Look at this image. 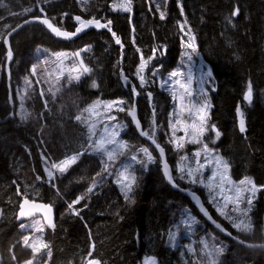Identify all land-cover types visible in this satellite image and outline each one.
I'll list each match as a JSON object with an SVG mask.
<instances>
[{
  "label": "trees",
  "instance_id": "16d2710c",
  "mask_svg": "<svg viewBox=\"0 0 264 264\" xmlns=\"http://www.w3.org/2000/svg\"><path fill=\"white\" fill-rule=\"evenodd\" d=\"M120 3L0 0V264H23L33 258L22 240L34 231L17 223L22 198L51 205L55 212V227H43L38 233L49 249L36 253L33 264H86L91 258L101 264H142L145 257L155 258L157 264H210V259L216 264H264V249L246 248L222 237L200 218L188 198L167 185L158 157L128 119V109L135 104L143 131L154 132L164 149L174 182L197 194L231 237L239 236L217 215L196 182L178 176L176 167L183 153L172 151L168 125L174 102L159 81L182 67L187 30L195 37L196 53L212 72L208 126L220 132L215 149L229 163L234 182L248 177L264 186V0H132L131 12L120 10ZM158 7L165 12L164 19ZM237 7L239 15L231 17ZM39 10L54 26L70 33L79 26L77 16L111 20L112 32L121 43L116 45L112 33L94 30L74 41H59L42 25L30 24L9 38L13 55L7 73L5 35L40 17ZM161 48L164 55L153 53ZM77 52L91 69L78 81L69 79L77 75L73 73L57 76L49 62L42 66L56 53H65L64 63L72 64ZM150 56L154 58L148 61ZM142 57L148 61L143 73L147 82L140 87L137 69ZM155 70L158 74L152 76ZM120 71L135 86L136 98L130 86L123 87ZM249 83L250 103L244 99ZM147 93L152 96L150 103ZM120 99L126 101L125 111L116 116L125 127L122 138L127 150L148 147L153 156L146 171L136 168L128 194L132 203L119 192L113 167L109 175L108 167L105 171L100 159L87 153L90 141L84 109L95 101ZM238 108L244 114V133L239 130ZM77 115L81 121L75 119ZM184 149L187 152L188 145ZM78 152L83 155L66 172H54L55 178L49 179L46 168ZM80 196L85 198L74 204ZM190 218L196 221L191 228L186 224ZM262 224L261 219L253 221V236H239L240 240L264 245ZM221 247L219 256L205 255Z\"/></svg>",
  "mask_w": 264,
  "mask_h": 264
},
{
  "label": "rangeland",
  "instance_id": "374dc122",
  "mask_svg": "<svg viewBox=\"0 0 264 264\" xmlns=\"http://www.w3.org/2000/svg\"><path fill=\"white\" fill-rule=\"evenodd\" d=\"M185 36H186L185 43L186 44L190 43L191 42L189 40L190 35L187 30H185ZM187 49L188 50L186 53L191 55V59H189V56L185 54V59H184L182 67L178 68L175 71H172V72H179L181 73V75L177 77H172L171 79H170V75H167L166 77H164L163 79H160L159 81L160 86L162 85V87H164L171 94V97L174 102V107L172 109L171 114L169 115L168 125H169V136H170L169 142L171 144L172 151L178 152L179 155H180V152L181 154L183 153L182 157L180 158L181 161L178 162V166L176 167L178 171L177 174L182 179L184 176H186L188 178L187 180L190 181L191 178L187 175L188 170L190 168L196 169L198 167L196 164L197 160H199L201 164H204L203 168H200L198 171L193 172V176L196 177V180H197L196 183L204 190L208 202L212 205L217 215L222 220L226 221L229 224V227L236 234H240L239 236H246V237L253 236L254 227H252L251 232H248V233L239 232L235 228L232 227L228 219H225V217L221 216L219 212L217 211V204L223 205L224 203L221 196L215 195L217 192L220 191L219 184L221 180V174H223L224 170L223 168H220L219 170H217L216 164H215V157L219 156L224 161H227V160L224 159L218 153L217 149H215V145L218 139L220 138V136L217 137L215 131H212V127L208 126V118L210 117V108H211L210 91H212V86L210 84L209 77L207 75L209 69L205 66V63L202 61V59L199 57V55L196 52H192L190 48H187ZM63 60H64V56L57 57L54 54L52 58L49 57L48 60L46 61L44 59L42 61V66H44L45 62H49L48 67L49 68L52 67L53 72L57 76H59L62 73L80 74V76L84 74L82 71V67H81L80 56L78 57L76 56L75 61L72 64H66L64 63ZM73 67H75L76 69H79V73L76 71H73ZM177 80L180 81L179 84L175 83ZM181 85H186V87H181ZM23 97H24L23 94H20L19 96L20 101L22 100ZM105 102L107 101H100V104L98 105L96 109V112L98 113V115H92V114L87 113L88 127L90 124L95 123V133L96 134L92 137V140L88 139L90 141V144H93V145H95L96 141H98L101 137H104L106 135L105 133L106 127L109 130L118 127L119 134L116 137V139L118 141L124 142L122 138V133L124 132L125 127H124V124H120L117 121V116H116L117 112H122V111H118L117 109L123 106L113 105L111 109H108L105 106ZM205 103L210 105V107L206 109L207 117L203 123V127L206 130L201 135L198 131V129L201 127L200 113L198 112V109L201 105ZM108 116H115L116 119L115 120L107 119ZM88 127H87V131H88ZM206 137H209V138H206ZM194 140H198L199 142L198 143L193 142ZM205 144H207L208 149H209V151L207 152L203 150ZM185 145H188L189 147L187 152H184ZM105 147L108 150H112L116 148L117 145L105 144ZM142 148L144 147H141L140 149H136L135 151H131V150L129 151L127 150V148L120 149L118 152L115 153L113 160L111 161L107 159V154L104 151H95L94 148L89 147L87 150V153L93 154L97 158H99L101 163L104 166L107 164V167L110 171L109 175H112V169L110 167H113V170H114L113 173H115V176L113 177L114 182L119 192L123 196H125L124 185L128 181L123 180L121 174L123 173L124 175L128 177H132V176H135L136 168L144 170V171H146L149 168L150 163L147 161V157L145 156L144 152L141 151ZM145 148L150 150L148 147H145ZM197 151L200 152L199 157H195L194 155ZM133 156L136 157L135 160L132 159ZM205 157H207V159H205ZM112 163L114 164L112 165ZM181 168H183L184 171H181ZM50 170L53 173L59 172L58 170L54 168ZM214 171L217 172V175L215 176V178L212 177V174ZM226 175L232 181V183L229 184L228 179H225L223 181V186L226 189L223 195H234V189L236 188L245 189L249 187L248 185H240L239 182H234L230 178V165H229ZM210 180L213 185V189L211 192L209 188L205 186L206 184L209 183ZM229 188L233 189V191L232 192L227 191V189ZM241 195L246 196L248 195V193L242 192ZM213 196H215L216 203L213 202V199H212ZM231 207L232 205H229V208L226 209L225 211L229 212ZM241 207H244L243 202L241 204ZM230 214L233 216L237 215V213H230ZM249 215L251 216L252 221H257L259 219L262 220L263 224H262V230L260 232V235H261V239L264 240V188H262L260 191H257L255 193L252 211L251 213H249ZM35 223H37V225ZM23 225L26 226L23 229H31L32 231H34V228L32 227L33 225L44 227L40 219L31 220L29 222L24 223ZM32 236L39 237L38 233L35 231ZM239 236H237L236 238L234 237V239H231V240L233 241L237 240L235 242L240 245ZM240 241H243V240H240ZM242 244L243 245L247 244L248 246L251 245L244 241L243 243H241V245ZM24 248H27V247H24ZM27 249H30V248H27ZM211 250L213 249L211 248L210 251L207 253H210ZM151 259L153 258L152 257L143 258L142 264H146V262H148Z\"/></svg>",
  "mask_w": 264,
  "mask_h": 264
},
{
  "label": "snow or ice",
  "instance_id": "6c2138e0",
  "mask_svg": "<svg viewBox=\"0 0 264 264\" xmlns=\"http://www.w3.org/2000/svg\"><path fill=\"white\" fill-rule=\"evenodd\" d=\"M120 10L125 11V12H131L132 10V0H121V3L119 5ZM32 9H25V12L31 11ZM43 11V10H41ZM157 11L160 12V19H164L165 18V12L160 10L159 7L157 8ZM239 8H235L232 13L230 14L231 17H235L239 15ZM39 20L40 23L44 24L47 26L48 29H50L56 36L58 37H64V38H70L71 36L83 31L85 28L89 27V26H93L95 25V27L97 28H108V31L112 32V29L109 27V25L111 24V20L106 21L105 23H101V21L99 19L96 18H92L89 20H82L81 17L77 16L75 19L78 21L79 26L76 28L75 33H70L67 31H63L60 27H56L53 25V23L47 18L45 17L44 19H39L38 17L34 18ZM30 21H26L25 23H28ZM229 22H231V19H229ZM23 25H20V27H22ZM7 27H11L10 25H6ZM181 29L183 30V25H181ZM17 31L16 28H12V30L10 32H7V34L4 37V43L7 44L8 43V36L12 35V32ZM190 31V30H189ZM112 35L114 37H116V33L112 32ZM189 40L191 41L190 43H187L185 46L187 48H190L192 50V52H196V46H195V37L191 36L189 37ZM116 43L120 44L121 41L120 39L117 37L116 38ZM159 51L161 55H164V50L161 49H153V53ZM186 55L189 56V59H191V55L188 53H185ZM12 51L11 48L9 47V50L7 52V59L9 61L12 60ZM57 57L60 56H64L66 55L65 53H56L55 54ZM74 55L79 56L80 53L77 52ZM154 57H149L148 61H150L151 59H153ZM148 61H145L142 57V62L141 64L138 66L137 69V76L140 80V87H143L146 84V78L143 75V73L145 72L146 68H147V64ZM81 67H82V71L83 73H89L91 71V69H89L87 66L83 65V62L81 61ZM73 71H76L79 73V69H76L75 67H73ZM36 69L33 68L32 69V73L35 74ZM158 74V70L152 71L151 75L152 76H156ZM181 73L179 72H172L170 74V79L172 77H177L180 76ZM208 77L210 78L212 76V72L211 70L208 71L207 73ZM69 79H75V80H79L80 79V74L75 75L74 77H69ZM175 83L179 84L180 81H176ZM93 87H96L95 81H93ZM181 87H186V85H181ZM132 91L134 94H139L136 91L135 86L132 88ZM41 96H43V92L40 93ZM252 95H253V90H252V85L251 83L248 84L247 86V91L244 95V99L246 101H248L249 103L252 100ZM149 96V100H151V93L148 94ZM126 101L123 99L120 100H113V101H107L105 102V106L108 109H111L113 107V105H125ZM100 104V101L95 102L94 104L90 105L89 107L84 109V112H87L89 114L92 115H98V113L96 112V109L98 107V105ZM210 107V105H208L207 103L201 105L198 109V112L200 113V120H201V127L198 129L199 133L202 135L203 132L206 130L203 127V123L206 120L207 114H206V109ZM118 111H125L124 107H119L117 109ZM128 114L130 116H132L133 120H136V115H135V106L133 105L132 107H130L128 109ZM237 114L240 117L239 119V130L241 133H244L246 131V126H245V120H244V114L243 112H241V110L238 108L237 109ZM75 119L77 121H81L82 117L80 115H77L75 117ZM107 119L110 120H115L116 117L115 116H108ZM155 120V109L153 110V121ZM178 122V121H177ZM137 127H139V121H137ZM212 131H215L216 136L219 137L220 136V132L218 130H216L215 126H212ZM105 133L106 135L104 137H101L98 141H96L95 145L93 144H89L90 148H94L95 151H104L107 154V159L109 161L113 160V157L115 155L116 152H118L120 149H125L127 148V144L126 142L123 141H118L116 139V137L119 134V128H113L111 130H109L107 127L105 128ZM95 123H92L89 125L88 127V139L92 140V137L95 135ZM141 135L147 136L149 138L152 139V142L154 144H156V147L159 149L161 157H163L164 154V149L156 142L155 138H154V132H145V131H141ZM193 142H199L198 140H194ZM105 144H115L117 145L116 148L112 149V150H108L105 147ZM203 150L205 152L209 151L207 144L204 145ZM142 152H144L145 156L147 157V161L150 163L153 161V157L152 155L149 153L147 148H142L141 149ZM80 155H83V152H78L74 155H71L69 157H66L64 160L60 161L59 163H52L50 168H46V172L47 175L49 177V179H54V173L50 170V169H56L58 170L61 174H63L64 172L67 171V168L71 165L74 164L77 159L79 158ZM195 157H199L200 156V152L197 151L195 154ZM133 160L136 159L135 156L132 157ZM205 159H207V157H205ZM197 164V168L196 169H192L190 168L187 172V175L191 178V182L195 183L197 182L196 177L193 176V172L194 171H198L200 168L204 167V164H201L199 160L196 161ZM215 164H216V168L217 170H219L220 168H223L224 172L223 174H221V180H220V191L217 192L215 195L217 196H221V198L223 199L224 203L223 205L217 204V211L219 212V214L223 217H225V219H228L232 225L233 228H235L237 231L239 232H251L252 231V227H253V221L251 216L249 215V213H251L252 211V206H253V200L255 198V193L257 191H260L262 188H264V186H257L250 178L245 177L244 179L239 181L240 185H248L249 187L245 188V189H240V188H236L234 189V195H223L224 192L226 191L225 187L223 186V181L225 179H228L229 184L232 183V181L227 177V170L229 168V164L227 163V161H224L222 158H220L219 156L215 157ZM105 171H107V164L105 165ZM181 171H184L183 168H181ZM165 175L168 177L169 181H172V176L171 174L167 171V165L165 164ZM217 175V172H213L212 177L215 178V176ZM122 179L125 181H128L125 185H124V189H125V199L127 201H129V203H132L133 201L131 200V198L129 197L128 193L132 191L133 185L135 183V177H128L126 175H124L123 173L121 174ZM39 179V177H38ZM202 182V181H201ZM206 187L209 188L210 192L213 189V185L211 183V180L209 181L208 184L205 185ZM95 187V183L93 184L92 187H89L87 189V191L89 193H91L93 191V188ZM227 191L232 192L233 189L229 188L227 189ZM242 192H247L248 195L246 196H242L241 193ZM85 197L84 196H80L78 197L73 203L74 204H79L81 200H83ZM213 202L216 203L215 200V196L212 197ZM242 202L244 203V207H241ZM229 205H232L231 209L229 212H226L225 210L229 208ZM69 208H73V204H69ZM202 210L204 211V214L207 216L208 213L206 210H204L202 208ZM36 212H41L44 217L47 219L48 222V227H52L54 228L55 225L51 219V213H52V207L51 205H47V204H37L35 202H30L27 198H25L23 200V202L19 205V212H18V216L17 218H23V217H28V216H33ZM230 213H237L236 216L231 215ZM73 214L75 215H79V211L77 210H73ZM209 219H211V217L209 216ZM196 223V221L192 218H190L186 224L189 228H191L192 224ZM213 223L216 224V227L219 228L221 231H226L224 228H222V226L219 223H216L215 221H213ZM21 228L26 227L25 225L21 224L20 225ZM34 228V231L37 233H41L44 231L43 227H39L36 225L32 226ZM227 235H232L231 232H228ZM241 243H243V241H241ZM22 244L24 247L30 248L32 250L33 253V258L32 259H28L25 260L23 262V264H33V260L35 257V254L38 253L41 249H49V244L47 242H45L43 240L42 236L39 237H35V236H25L22 240ZM261 247H264V245H260ZM207 247V246H206ZM91 248L94 249V245H91ZM223 252V248H214L212 250V252L210 253H206V255H208L209 257H216L219 256L221 253ZM47 255L50 257L51 256V251L49 250L47 252ZM89 256H91V252H89L88 254ZM13 259L15 260V255H13ZM87 264H101V261H99L98 259L95 258H91L88 259ZM146 264H156L155 259H151L148 262H146ZM210 264H216V261L214 259H210Z\"/></svg>",
  "mask_w": 264,
  "mask_h": 264
},
{
  "label": "water",
  "instance_id": "95a60500",
  "mask_svg": "<svg viewBox=\"0 0 264 264\" xmlns=\"http://www.w3.org/2000/svg\"><path fill=\"white\" fill-rule=\"evenodd\" d=\"M39 11H40L39 12V16L40 17H38V18L39 19H44L45 18V13L42 12L41 10H39ZM101 23H104V22H101ZM30 24H39V25H42L47 30L48 34L52 38H54L56 40H59V41H74L77 38H79L81 35L89 32V31H92V30H94V31H107L109 33H112L110 31H108V28H97V27H95V25H93V26H89V27L85 28L83 31H81V32H79V33L71 36L70 38L58 37L50 29H48L46 25L40 23L39 20H37V19H33V20H30V22H28V23L21 24V25H23L22 27L18 26L16 28L17 31L12 32V35L11 36H13L15 33H17L23 27L28 26ZM109 27L112 29V24H110ZM63 31H65V30H63ZM75 31L73 33H75ZM11 36H8L7 37L8 41H9V38ZM113 39H114V41L116 43V37L113 36ZM4 45H5V47L7 48V51H8L9 50V42L7 44L4 43ZM116 45H120V44H117L116 43ZM9 62L10 61L7 59V67H6L7 73H9V68H8ZM120 80H121V83H122L123 87L130 86L131 87V90L134 87L133 84L131 83V81H129L127 78H125L124 75H123V73L121 71H120ZM132 94L134 95V98H136L137 94H134L133 91H132ZM148 94L149 93H147V96H148ZM148 99H149V96H148ZM150 102H151V100H149V103ZM135 115H136V120L135 121L133 120L132 116H130L129 114H128V119H129L130 123L132 124L133 128L138 133V135L141 137V139H143L151 147V149L155 152L156 156L158 157V159L160 161L161 172H162L163 178H164L165 182L167 183V185L170 186L172 188V190H174L176 192H179L182 195H184L186 198H188V200L191 202V204L198 211L200 218H202L204 221H206L207 224L210 227H212L218 234H220L222 237H226V238H229V239H234L230 235H227L228 232L221 231L219 228L216 227V224L213 223V221H214L213 218L211 217V215L209 214V212L206 209L205 205L203 204V201L201 200V198L197 194L192 193L191 191H188V190L180 189L178 187V185L174 182L172 169H171L170 165L167 162V158H166L165 152L163 154V157H161L160 151L156 147V144H154L152 142V139L149 138V137H147V136L141 135V131H143V129L141 127L140 122H139V127H137V121H138V119H137V114H136V108H135ZM11 116H12V114L9 117H11ZM165 164L167 165V171L172 176V181L171 182L169 181L168 177L165 175ZM24 199L25 198H22L21 199L19 205L23 202ZM29 201L30 202H35V201H31V200H29ZM35 203L40 204V202H35ZM202 208L207 211V213H208L207 216L204 214V211L202 210ZM18 212H19V206H18V210H17L16 217L18 216ZM209 216L211 217V219H209ZM34 219H40L42 221L43 226L44 227H48L47 219L44 217V215L41 212H36L33 216L23 217V218H19V219L17 218V223L19 225H21V224H24V223L29 222L31 220H34ZM51 219H52L53 223H55V212H54V208L53 207H52ZM235 241H237V240H235ZM239 243L241 245V241L240 240H239ZM242 246H244L246 248L264 249V247H261L260 244L259 245H249V246L247 244H245V245L242 244Z\"/></svg>",
  "mask_w": 264,
  "mask_h": 264
}]
</instances>
